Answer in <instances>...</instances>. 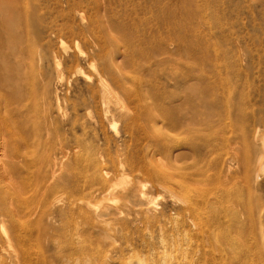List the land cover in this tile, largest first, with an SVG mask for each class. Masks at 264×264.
I'll return each instance as SVG.
<instances>
[{
	"label": "rangeland",
	"instance_id": "374dc122",
	"mask_svg": "<svg viewBox=\"0 0 264 264\" xmlns=\"http://www.w3.org/2000/svg\"><path fill=\"white\" fill-rule=\"evenodd\" d=\"M0 26V71H27L38 85L22 150L30 158L50 151L62 161L58 181L70 174L69 188L23 180L22 199L47 196L50 211L64 197L85 199L89 213L122 210L118 221L79 216L65 229L55 213L42 244L32 249H59L81 264H141L143 257L147 264H184L188 247L189 264H201L197 249L209 248L200 240L204 234L184 239L180 228L178 183L196 170L190 191L211 200L225 191L223 210L231 218L244 202L264 206V173L241 176L232 162V171L222 172L224 179L230 175L225 185L212 186L209 177L239 148L233 161L244 165L243 151L264 142V0H0ZM206 147L220 150L215 165L200 160ZM133 184L166 214L146 218L139 205L126 206L122 193ZM211 237L232 238L253 256L261 248L264 264L262 237L249 223ZM222 256L207 255L213 263Z\"/></svg>",
	"mask_w": 264,
	"mask_h": 264
},
{
	"label": "bare ground",
	"instance_id": "6f19581e",
	"mask_svg": "<svg viewBox=\"0 0 264 264\" xmlns=\"http://www.w3.org/2000/svg\"><path fill=\"white\" fill-rule=\"evenodd\" d=\"M1 6L5 8L7 7V4L3 3ZM7 13L8 11L4 9V17H7ZM8 27L11 32L15 29V25L11 23ZM6 41L9 40L5 39L3 40V43L6 44ZM18 43V40H16L13 45L16 47L18 46ZM5 65L7 64L5 63ZM37 86L36 81L28 75L27 71H22L18 68L15 70H8V68H6L3 71H0V225L3 226V232L0 234V264H81L80 262L73 263V258L67 257L61 253L59 249L50 253L49 251L32 249L31 245L42 244V239L46 236L44 233L46 232L48 225L54 219L55 213L60 215V219L63 222L61 225L62 229H65L68 227L71 220H74V218H78L79 216H90L93 222L96 221L103 224L107 219L112 218L117 220L118 216L121 215L122 210L119 207H106L105 210H103L104 208H101L102 210H96L93 213H89L82 207L81 202H85L83 201L85 199L80 200L79 197V199L74 197L61 198V204L57 208L51 209V211L46 208V203L49 202V199L47 196H44V194V198L43 200L40 199L42 200L40 202L23 200L28 188L23 186V180L30 179L32 185H37L39 182L41 184L47 183L49 184L47 185L48 187L59 185L61 187L69 188L68 183H70V174L58 181L60 175L57 171L59 166H62V161L55 158L53 160L50 151H45L46 153L40 155H33V158H30L22 150L24 143L23 133L26 131L23 123L29 117L35 116L34 103L38 94ZM104 102L106 103L107 100L104 99ZM38 130L39 129L35 130L33 133L35 135L38 134ZM15 140H18L19 142H16ZM21 140H23V143ZM209 155L214 156H211L210 158ZM240 155L241 149L239 148L235 157L233 159L230 158L229 162L227 159L224 160L225 158H223L222 160L224 161L221 160V162L216 163L215 165V158L218 157L219 159L221 157L220 150H210L206 147V152H201V155L199 156L201 161H208L215 165L214 173L209 176L211 177L210 181L213 184L212 186L225 185L228 183L230 175L226 176L228 178L225 177L224 179L222 178V172L225 167L231 172L233 163L236 165V173L241 174V176L248 175L249 173H253L254 175L255 171L256 173L258 172V174L264 173V142L255 149L248 148L243 151L244 160L246 161L242 166L239 161H233L235 159L238 160ZM66 156L67 153L64 152V157ZM198 173V170H196V172L186 173L178 184H180V190L183 191L179 200L182 202L181 206L183 207H181L182 219L180 222V228L184 239L189 238L190 234L194 233L195 235H198L199 240L200 233H203L204 235L200 240L203 244H209V248L204 251H202V247L197 249L200 253L198 256L199 259L201 255L204 254L199 260L201 264H218L219 262L224 261L225 264H260L263 262L261 248L258 250V256H255L256 254L253 256L251 251L243 246L244 244H235L233 242L234 240L231 241L232 238L225 242H215L211 239V236L215 230L220 228L231 229L234 227L235 231L240 232L243 227L249 223L253 235H259L262 237V244L264 247V206L261 205L254 207L249 202H244L243 210H240L241 214L239 215V212L237 211L238 213H236L239 216L232 215V219L230 214L228 215V211L223 210V205L227 200L228 193H225L224 191L215 194V200H211L201 192L190 191V187L188 186L191 181L197 180ZM108 176L109 174L106 172V175H102V177L99 178L103 180V183L100 185H105L104 182L109 179ZM256 177L258 178V176ZM211 183L208 188L211 187ZM159 184L163 186L162 182ZM175 184H177V182ZM75 191L77 192L78 190L76 189ZM23 194L25 195L22 199ZM18 195L19 197L16 198ZM122 198L124 199V204L126 206L139 205V211L146 218L157 216L158 214H166L164 210L165 207H161L160 212H157L159 207L157 208L152 196L145 190V188H142L139 185L133 184L126 188L122 193ZM128 219V217L123 219V224L128 225L129 221H131ZM232 220L234 221L232 222ZM76 236H78V234ZM2 238L6 240L7 247L4 246ZM238 238L240 237H237V240ZM198 240H196V242H198ZM16 243L17 246H15ZM8 246L10 248H8ZM188 249V247H185L182 250L184 264H189L190 254ZM215 251L221 252L223 256L213 263L207 255L210 252L214 253ZM236 253H239V255ZM241 253H244L243 257H241ZM144 258L145 257L137 261H140L141 264H145L146 262ZM88 260L83 264H89L90 262ZM168 261L169 260H167V262Z\"/></svg>",
	"mask_w": 264,
	"mask_h": 264
}]
</instances>
